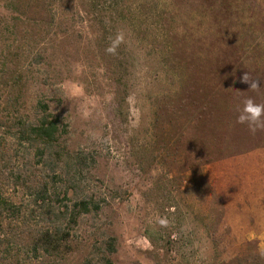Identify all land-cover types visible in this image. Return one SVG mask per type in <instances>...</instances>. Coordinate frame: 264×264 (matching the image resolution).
I'll return each mask as SVG.
<instances>
[{
  "label": "rangeland",
  "instance_id": "rangeland-1",
  "mask_svg": "<svg viewBox=\"0 0 264 264\" xmlns=\"http://www.w3.org/2000/svg\"><path fill=\"white\" fill-rule=\"evenodd\" d=\"M248 99L264 0H0V264H264Z\"/></svg>",
  "mask_w": 264,
  "mask_h": 264
},
{
  "label": "trees",
  "instance_id": "trees-1",
  "mask_svg": "<svg viewBox=\"0 0 264 264\" xmlns=\"http://www.w3.org/2000/svg\"><path fill=\"white\" fill-rule=\"evenodd\" d=\"M238 66V62L234 61L233 63L229 64V68H234L233 66ZM243 67H246L247 63L242 62ZM256 64H253V66ZM226 66V64L224 65ZM207 116L211 118L213 117L210 111H207ZM56 131V126L54 123H47V125H43L42 128L39 130V134L37 135L43 143L48 144L51 143L54 140V134ZM16 208V207H15ZM18 209V208H16ZM67 238L63 236V233L58 228L52 229V228H46L42 231H38L31 237V248L34 250V252H41L44 255H51L54 253H59L61 251V248L63 246V243L65 242ZM152 240V239H151ZM67 246V243H66ZM104 264H113V262L110 259H105Z\"/></svg>",
  "mask_w": 264,
  "mask_h": 264
},
{
  "label": "clouds",
  "instance_id": "clouds-1",
  "mask_svg": "<svg viewBox=\"0 0 264 264\" xmlns=\"http://www.w3.org/2000/svg\"><path fill=\"white\" fill-rule=\"evenodd\" d=\"M243 82L250 84V89H258L260 87L259 81H250L247 74L243 76ZM61 87L68 91L75 89V86L70 84H65ZM239 122H246L250 127H252V125L260 126L264 124V105L257 104L252 99L246 100L239 116ZM252 130L255 131V128H252Z\"/></svg>",
  "mask_w": 264,
  "mask_h": 264
}]
</instances>
